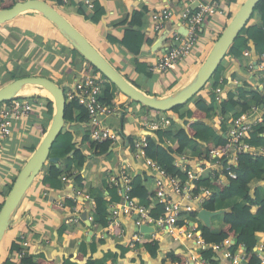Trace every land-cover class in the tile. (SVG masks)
Listing matches in <instances>:
<instances>
[{"label":"crops","instance_id":"obj_1","mask_svg":"<svg viewBox=\"0 0 264 264\" xmlns=\"http://www.w3.org/2000/svg\"><path fill=\"white\" fill-rule=\"evenodd\" d=\"M76 1L77 0H69V3L66 4V6H69L70 3H72L73 6L76 7L75 9L80 7L84 13L83 15L72 11L65 12L63 10L64 7L59 8L62 11L61 14L67 19L68 17L71 19V21L68 22L78 30L128 82L136 86L143 93L157 98L171 95L193 79L215 42V35L212 32L216 31L219 33L222 29V25L227 21V19L223 20L214 17L209 19L204 26L193 51L172 70L163 74H154L148 71V67L157 62L164 51L168 48L172 33L177 31L183 34L185 32L180 21V12L184 3L183 0H94V2L97 3V7L94 6L93 10H88L83 5H76ZM239 1L240 0H238L236 4H230L228 2L227 5V0H225V10L227 15L229 13L234 15L237 12L240 8V5L237 6ZM163 7L170 8L173 12V16L165 23L162 30L155 32L153 28L152 14ZM96 8H102L104 14L99 22L94 23L91 21V17L96 12ZM134 12L140 13L141 17L136 21L134 26H131V23L129 24V22ZM31 19L36 20L38 26L30 21ZM42 21L44 22L43 24H45L44 27L38 23ZM17 22L20 23L17 24ZM257 22V18H255L253 24ZM74 23L78 24V28ZM7 24L8 23L0 26V82L2 83L0 84V88L10 83L7 77L10 76V74L14 75L13 73L15 70L19 69L20 64L27 62L25 68H28L30 65L39 68V70H36L33 73L29 71L27 77H44L51 80L59 87L62 85L63 89H66L64 95L67 97V95L75 89L76 82L81 79L85 70V64L83 61L80 58L72 57L71 45L58 31L53 29L46 20L36 14L21 15L17 17L16 20L14 19L12 23H9L10 26ZM16 26L21 27L22 30L18 32ZM49 27H51L52 31L50 32V35L53 38L47 40L43 39L45 38V34L38 33L37 28L39 29V32L44 31L49 35V32H47ZM128 29L136 30L143 36L141 53L138 56L128 53V51L118 43L109 41V39H113L119 42L123 37L124 32ZM22 38L26 43L23 45V48L19 47V45L11 47L13 44L18 43ZM10 39H12V42H10ZM12 48H14V50ZM244 53L245 52L243 51L239 58L233 56H225L223 58L221 61L222 73L220 79L224 80L226 86L231 85L232 82H236L237 86H241L245 81L249 82L253 85L252 89L257 90L261 95H264V70H261L260 66L254 68V71L252 72H249L247 69L249 62H257L259 58L258 53L250 51L249 57L244 56ZM31 58L32 62L30 61ZM52 60L56 63V71L54 74L43 69V65L42 67L40 66L41 63L50 64ZM138 67L145 68V73L136 72ZM172 85H174L173 88H171ZM211 85L213 84L211 83ZM34 90H25L26 92L24 91V97L22 98L32 99L35 103V111L27 121H16L12 129L11 137L0 143V188L2 195L0 204L2 201L4 202V199L9 192H7L8 188L12 186L15 181L14 179L33 153L30 152L29 148L34 146L36 149L43 137V135L40 136V132L37 128L40 127V125H45L47 131L51 123V117H46V100L48 98L38 93H34ZM226 90L227 89L225 88V91ZM225 95L223 99H225ZM199 97L204 99L202 95ZM121 98L122 97L114 91L112 102L115 104H121V114L119 115L120 120L125 114V110L122 108L128 107L130 104L129 102L125 103ZM144 115L145 111L139 108L135 117L140 120L137 121L134 127L129 124L127 125V135H125L123 131L125 116L121 121V127L119 130L113 128L108 122L109 119H116L118 117L111 116L104 119L105 126L120 131L124 138H121V140L116 143L115 147L113 146L111 148V156L104 157L101 160L96 195L99 194L107 202L109 220L112 218V212H117V215L115 216L116 222L119 223L121 229L123 228L124 236L120 237L114 235L110 227L94 230L92 224H90V228H88L82 220V215H87L88 213L87 205L84 203L82 206L78 207V210L80 211V221L87 229L83 232L77 252H84L85 260L92 257L96 264H163L165 254L170 251V246L174 243L179 245L176 253L182 254L186 257V260H189V262L193 260V242L189 236L183 238L181 242H175L168 237L161 236L157 242L159 245V254L155 259L151 258L142 247L137 249L136 252L128 251L121 259L113 258L114 255L117 257L119 256L118 247L125 245V241L131 237L136 228L134 226L135 215H131V213L121 210L123 205L122 198L119 196L111 197L109 195L107 191V178L111 174H117L122 167H128L131 178L136 175H141L142 173H145L148 178H155L151 172L143 168L140 160L135 161V159L132 158L130 153L131 150L128 147V141L126 145L125 140V138L128 137L134 139L152 135L144 127ZM162 115L169 119L170 124L173 120L178 124L180 123L174 115L171 116L170 114L164 113ZM253 115H250V118H252ZM263 115L264 112L261 110L254 115L253 120L258 116L261 117ZM231 119L232 114H228L225 118L217 115L211 121V124L214 125V128L219 129V125H221L222 121L228 126ZM87 124L88 123L64 125L66 130L68 129L74 134L76 148H83L81 140L85 135L86 126H88ZM170 126L171 125L165 126L163 130L166 131ZM197 153L198 151L192 153V157L189 158L188 165L192 170H195L197 165L201 163L200 161L202 158L195 155ZM87 154L90 155V152ZM62 158L64 159L60 154L55 153L52 157L49 156V161L52 159L50 163L53 162L56 167H59L62 164ZM200 166L203 168L201 175H207V170L204 169H211L209 165L207 163H201ZM215 170L217 171V169H214V171ZM259 185H262L261 182L252 183L251 191ZM71 193V189L66 184L62 183L61 180L53 182L47 178L46 174H42L37 180L35 179L15 210L8 230L0 245L6 238L4 248L8 253L11 243L15 240L20 241V237H23L29 244L27 251L28 255L33 258L50 253L51 259H61L60 264H82L65 255L64 250L66 248L67 238L66 236L60 237L57 235V230L62 225L70 227L76 225L67 223L68 218H70L69 210L57 206V203L63 201L65 197L71 195ZM166 194L174 202H181L184 205L188 203L180 196L167 190ZM235 202L236 204L243 203L239 198L232 199L225 203H219L218 205L220 209L216 211H223L224 214ZM223 214L214 216L210 219V229L214 228L220 230L223 227V219L221 217ZM200 225H203L201 221L199 226ZM90 229L92 230V236L87 240ZM92 238L103 240L104 244L98 252L91 256L88 244ZM255 238L256 245L261 242L264 243V234L256 233ZM8 256L9 255L3 254L0 263L2 264ZM220 260L221 264L226 263L224 259ZM164 264L171 263L167 261Z\"/></svg>","mask_w":264,"mask_h":264},{"label":"trees","instance_id":"obj_2","mask_svg":"<svg viewBox=\"0 0 264 264\" xmlns=\"http://www.w3.org/2000/svg\"><path fill=\"white\" fill-rule=\"evenodd\" d=\"M22 1L25 0H0V10L9 9L17 2ZM42 1L47 2L57 10L64 7L63 10L65 12L72 11L80 15L84 14L80 7L75 9L76 7L73 6L72 3L66 6L63 5L61 0ZM227 1L230 4H236L238 0ZM91 2L97 7V3L94 2V0H91ZM59 12L62 13V11ZM103 14L104 11L102 8H96V12L91 17V21L94 23L99 22ZM233 16L232 13L227 15V21L222 25V29L214 41L221 35L228 24L227 22L230 21ZM140 17V13L134 12L129 24L131 23V26H134ZM255 18H257L258 22L253 24ZM109 41L118 43L125 48L128 53L138 56L141 53L143 36L136 30L128 29L124 32L119 42L113 39H109ZM10 42H12V39H10ZM24 44L26 43L23 38L18 41L19 47L23 48ZM71 50L72 57L80 58L85 64L84 73H93L107 81L106 87H104L103 101L106 104H111L114 91L117 89L115 90L112 84L91 64L86 62L75 49L72 48ZM243 51H248L249 53L250 51H255L259 54L264 53V0H260L257 3L250 20L235 38L226 56L239 58ZM259 62H261L260 59L257 60V64ZM136 72L144 74L145 68L138 67ZM221 73L222 67L220 63L209 80L213 84V89L218 86ZM23 77H27V75H22L17 78L10 74L7 78L8 81L11 82ZM252 86L253 85L249 82L245 81L241 86L236 87L235 91L226 92L225 99L222 100L217 107L213 95L210 96L211 98L209 101L197 97L190 103L189 99L185 104L176 106L167 112L147 109L136 103L145 111L143 117L145 121L156 122L159 116L164 113L176 116L180 122L178 124L174 120L171 121V126L166 131L155 130L149 132L152 135L146 136V157L152 159V161L159 164V166L161 165V169L168 175L177 176L181 178V180H185V171L174 165L176 157H185L189 160V158L192 157V153L198 151L195 155L200 156L206 161H210V152L212 150L224 151L229 145L228 139L224 136L227 130V124L222 121L221 125H219V129L214 128V125L211 124V121L217 115L225 118L228 114H232V118L234 119L242 113H247L253 105L258 106L264 111V97L257 90L252 89ZM173 87L174 85H172L171 88ZM116 92L118 95L120 94L122 96L120 92ZM46 103V117L49 118L52 116L53 107L49 99L46 100ZM5 104H7V102L0 104V107ZM64 121L65 124L68 125L84 124L89 122V117L85 108L80 106L77 100L73 99L66 104ZM37 130H39L40 136H44L46 133L45 125H40ZM90 132L91 130L86 126L85 135L81 140L83 148H76L74 134L68 129L65 131L62 130L53 142L49 156L55 153L60 154L64 157V159L62 158L63 164L56 167L53 163H49L45 168L43 167L42 170L47 175V178L53 182L60 181L61 176L72 177L74 185L78 189L90 193L95 205V209L92 211L93 226H96L95 228H106L109 224L107 202L99 194L96 195L98 187L97 179L101 160L104 157L112 155V146L111 142L108 140L101 143L90 142ZM125 140L128 141V147L131 150L133 138L128 137L125 138ZM246 142L254 148H262L263 150L261 154L255 157H252L248 153L238 156L237 164L234 168V172L236 173L235 180L228 179L225 183L222 182V184L219 175H215L213 178L204 176L194 182V192L200 187L210 188L212 190V197L203 204V208L210 212L216 211L219 203H225L226 201L236 198L243 201V203L237 204L235 202L229 207L226 213L221 216L223 219V227L220 230L214 228L208 229L200 225L199 231L202 239L206 243H220L227 238L235 237L236 245L232 247V250L236 249L239 245L243 246L246 249L249 264H259V261L253 256L252 250L256 246L255 234H264V115L262 116L261 122H256L251 125ZM29 150L30 152H34L35 147L32 146ZM88 152H90V155L87 154ZM186 169H189V167H186L185 170ZM74 171L75 173L73 174ZM131 181L129 195L132 200L137 204L147 207L152 218H158L163 212V207L159 204H153V198L157 191L155 178H148L145 173H142L141 175L132 177ZM259 182H261L262 185L251 191L252 183ZM10 188L11 186L8 188L7 192ZM107 191L111 197L118 196L116 188L112 185L107 186ZM2 204H0V208ZM65 204L72 207L75 205V202L67 200ZM194 216L195 213L190 214V217ZM86 229V226L82 222H78L73 227L62 225L57 230V235L60 237L66 236L67 238L64 253L68 258H73L78 263L82 264H96L92 257L85 260L84 252H77L83 232ZM119 232V229H113L114 235L117 236ZM103 244V240L92 238L88 244L90 255L92 256L94 253L98 252ZM140 245L151 258H157L159 254V245L157 242L151 239H145ZM137 247L139 248V245H137ZM178 247L179 245L177 243L170 246V251L167 252L163 258V264L167 261L171 264H186V257L180 253H176ZM118 248L119 256L117 257L114 255V259H121L124 254L128 252V249L124 246ZM20 250V241H13L8 251L9 256L2 264H60L61 262L60 258L51 259L50 253L40 255L37 258L26 255L21 259H16V255ZM212 256L213 254L211 251L202 252V258L204 259L209 260Z\"/></svg>","mask_w":264,"mask_h":264},{"label":"built area","instance_id":"obj_3","mask_svg":"<svg viewBox=\"0 0 264 264\" xmlns=\"http://www.w3.org/2000/svg\"><path fill=\"white\" fill-rule=\"evenodd\" d=\"M61 1L65 5L69 3V0ZM183 2V8L180 12V21L186 31L185 35L177 31L172 33L168 48L157 62L148 67L150 73H166L185 59L193 51L209 19L213 17L223 20L227 19L225 0H183ZM75 4L78 6L83 5L88 10L94 9L91 0H77ZM172 16L173 12L168 7H163L159 11L153 13L152 21L154 31L159 32L162 30L165 23L169 21ZM212 33L216 38L220 32L213 31ZM244 52V56L249 57L250 53L248 51ZM258 56L261 62H259V64H257V62H249L247 65L249 72L254 71V68H257V66H260L261 70H264V53H258ZM105 85L106 80L102 77L93 73H84L81 79L76 82L75 89L72 90L65 99L66 103L73 99L77 100L78 104L87 111L89 117L87 127L91 130L89 141L92 143H101L108 140L113 147L121 140L122 136L120 131L105 126L104 119L111 116L119 117L121 114V104H115L114 102L111 104L104 103L103 95ZM236 87H238L236 82H232L231 85L226 86L224 80L220 79L218 81V86L212 91L214 102L220 104L225 93L232 90L235 91ZM225 88L227 89L226 91ZM262 96L264 97V95ZM261 110L262 109L258 106L253 105L247 113H242L237 118H232L230 120L227 130L224 133L229 142L228 147L224 151L212 150L210 152V161L204 159L200 161L202 164L207 163L211 168L204 169L207 170V175H201L203 172V168L200 166L201 163L197 165L195 170H192L188 165L189 160L185 157H176L174 162L177 168H181L185 171V180H181V178L177 176L168 175L156 162L146 157V137H138L132 140L131 156L135 160H140L143 167L154 175L157 191L153 198V204L161 205L163 207V212L158 218H152L147 207L137 204L132 200L129 195L131 190V177L128 167L120 168L117 174H111L107 178L108 185H112L116 188L118 196L122 198L123 205L121 210L135 215V228L147 226L153 229V232L148 234L135 231L131 237L125 241L124 247L127 248L128 251L136 252L137 249L141 248L140 244L145 239L158 242L161 236H165L172 241L181 242L183 238L189 236L193 242L194 254L192 255L193 260L189 262L187 259L186 264H221L220 259H224V261H226L225 264H249L246 249L243 246L239 245L236 249L232 250V247L236 245L235 237L227 238L215 244L206 243L202 239L199 231L200 220L197 218V214L200 210L204 209L203 204L212 197L213 192L210 188L205 187H200L194 192V182L201 177L209 176L213 178L215 175H219L221 183H225L228 179L235 180L236 173L234 172V168L236 167L238 156L248 153L252 157H255L262 153V148H254L246 142L251 125L262 121V116H258L253 120L254 115ZM34 111L35 103L29 98H16L1 106L0 143L11 137L12 129L16 121H27ZM250 115H253L252 118H250ZM143 124L145 129L150 132L163 130L165 126L170 125V121L161 114L156 122L144 120ZM186 167H189V169L185 170ZM213 168L217 169V171H214ZM74 173L75 171L73 174ZM60 180L62 183L66 184L72 192L71 195L65 197L63 201L57 203V206L60 208L69 210L70 218H68L67 223L77 224L80 222V211L78 207L85 203L88 208L86 219L92 224L93 228L92 211L95 209V205L90 193L78 189L74 185L72 177L61 176ZM166 190L180 196L188 203L184 205L181 202L172 201L167 196ZM1 197L0 188V199ZM67 200L74 201L75 205L72 207L67 206L65 204ZM192 213H195L194 217H190ZM116 215L117 212L113 211L112 218L109 220L107 227H110L112 232L113 229H119L120 232L118 236L122 237L124 236V230L123 228L121 229L119 223L116 222ZM20 243L21 250L16 255V259H21L28 255V242L23 237H20ZM137 245H139V248ZM203 251H211L213 256L209 260L204 259L202 258ZM252 252L253 256L259 261V264H264V243H258Z\"/></svg>","mask_w":264,"mask_h":264},{"label":"water","instance_id":"obj_4","mask_svg":"<svg viewBox=\"0 0 264 264\" xmlns=\"http://www.w3.org/2000/svg\"><path fill=\"white\" fill-rule=\"evenodd\" d=\"M259 1L260 0H244V3L237 10L232 19H230L221 35L213 43L208 56L199 67L193 79L171 95L160 98L149 96L128 82L55 7L45 1L25 0L17 2L9 9L0 10V26L25 14H36L41 16L62 35L86 62L100 72L117 91L128 100L138 103L147 109L167 112L176 106L185 104L189 99L198 94L209 82L217 67L228 53L235 38L250 20L253 10ZM185 32L183 35H185ZM28 88L32 90L35 88L41 89L50 94L52 99L49 97L47 98L52 102L53 113L51 116V123L45 135L16 176L0 208V243L8 230L15 210L29 187L33 184L34 180L49 160L52 144L62 132L65 125L64 110L67 103L64 91L61 87L44 77H23L15 79L1 87L0 104L24 97V91H27ZM120 134L122 138H124L121 132ZM220 214H223V211L210 212L202 209L198 212L197 218L203 223L204 227L209 229L211 227L210 219ZM82 220L87 227L90 228V223L86 219V214L82 215ZM135 231L148 234L153 232V229L151 227L141 226L136 228ZM91 236L92 230L90 229L87 240H89Z\"/></svg>","mask_w":264,"mask_h":264},{"label":"rangeland","instance_id":"obj_5","mask_svg":"<svg viewBox=\"0 0 264 264\" xmlns=\"http://www.w3.org/2000/svg\"><path fill=\"white\" fill-rule=\"evenodd\" d=\"M51 3V2H50ZM244 3V1L243 0H240L239 1V4L237 5V6H239L240 5V7H241V5ZM51 4H53V3H51ZM236 6V7H237ZM237 10V9H236ZM58 11H61L60 9H58ZM66 18V17H65ZM67 19V18H66ZM16 20V19H15ZM69 22L71 21V19L68 17V19H67ZM14 21V20H13ZM13 21H11V22H9V23H12ZM30 21H32V22H34L37 26H38V24L36 23V20H34V19H31ZM74 22V21H73ZM7 24V25H9L10 26V24ZM20 22H17V24H19ZM39 24H41V25H43V27H44V25L45 24H43L44 22L42 21V22H38ZM75 24V26L78 28V24L77 23H74ZM221 24H222V22H221ZM3 26V25H2ZM12 27V26H11ZM13 28H15V27H13ZM16 29H17V31L19 32L20 30H22V28L21 27H18V26H16ZM16 31V30H15ZM37 31H38V33H42L43 35L45 34V38H43V39H50V38H53V37H51V35H50V32L52 31L51 30V27H49V30L47 31V32H49V35H47L44 31H41V32H39V29L37 28ZM16 45H18V43H15V44H13L11 47H14V46H16ZM213 46V45H212ZM210 47H211V45H210ZM13 50H14V48H12ZM19 53H21V52H19ZM18 54V53H17ZM18 57H20V56H18ZM30 61L32 62V58L30 59ZM29 62V61H28ZM31 62H29V63H31ZM27 63V62H26ZM26 63H22V64H20L19 65V69H17V70H15V72L13 73L14 74V77L16 76L17 78L18 77H21L22 75H27V74H29V71H31V73H33V72H35L36 70H39V68L38 67H35V66H33V65H30L28 68H25V66H26ZM42 65H43V69H45L46 71H49L50 73H55V66H56V63L52 60V62L50 63V64H44V63H41L40 64V66L42 67ZM78 70H80V69H78ZM73 75V74H72ZM79 75H80V73H79ZM10 82V81H9ZM0 84H2L1 82H0ZM106 84H107V81H106ZM113 86V85H112ZM60 87H62V85H60ZM113 88L116 90V88L113 86ZM28 89H30V88H28ZM62 89H63V87H62ZM214 89H213V87H212V85H211V81H209L203 88H202V90H200V92L198 93V94H196L193 98H191L190 99V103L195 99V98H197V97H199V96H203L204 97V100L205 99H207L208 101H209V99L211 98L210 96L212 95V91H213ZM63 91L64 92H66V89H63ZM117 91V90H116ZM211 92V93H210ZM40 94V93H39ZM29 95H37V94H29ZM41 95V94H40ZM119 96H121L120 94H119ZM122 98V101H124L125 103L127 102H129L130 104H129V106L128 107H124V108H122L123 110H125V114H124V116H125V122H124V124H123V131H124V134L125 135H127L128 134V132H127V125L129 124V125H132V127H134L135 125H136V123H137V121H139L140 119L139 118H137V117H135L136 116V114H137V111L139 110V108H140V106L138 105V104H136V103H134V102H132V101H130V100H127V98L126 97H124V95H122L121 96ZM122 106H123V104H122ZM218 106V103H216V107ZM108 122H109V125H111L113 128H115V129H118L119 130V128L121 127V120H120V117H118V118H113V119H109L108 120ZM63 130L65 131L66 130V127H64L63 128ZM53 156V154H51L50 155V157H52ZM52 160V159H51ZM50 160V161H51ZM50 161L48 160L47 161V163L45 164V166H44V168L47 166V164H49L50 163ZM53 163V162H52ZM62 164H63V161H62ZM42 174H45L44 173V171L42 170L41 172H40V174L37 176V178H36V180L40 177V176H42ZM259 186H261V185H259ZM3 202V201H2ZM2 202H1V204H2ZM218 209H220L219 208V205L217 206V210ZM7 237V236H6ZM5 243H6V238H5V240L3 241V243L0 245V262H1V258H2V255L4 254V255H9L6 251H5ZM1 264V263H0Z\"/></svg>","mask_w":264,"mask_h":264},{"label":"bare ground","instance_id":"obj_6","mask_svg":"<svg viewBox=\"0 0 264 264\" xmlns=\"http://www.w3.org/2000/svg\"><path fill=\"white\" fill-rule=\"evenodd\" d=\"M35 92L34 93H40L41 95H43V96H46V97H49L50 99H52V97L50 96V94H48L46 91H44V90H41V89H36L35 88V90H34ZM250 129H251V127H250ZM114 147H115V145H114ZM152 160V159H151ZM134 161V160H133ZM136 161V160H135ZM159 165V164H158ZM160 167H162L161 165H160ZM144 168V167H143ZM147 170V169H146ZM151 175V174H150ZM132 182V181H131ZM132 215V214H131ZM81 222V221H80ZM106 230V229H105ZM112 233V232H111Z\"/></svg>","mask_w":264,"mask_h":264}]
</instances>
